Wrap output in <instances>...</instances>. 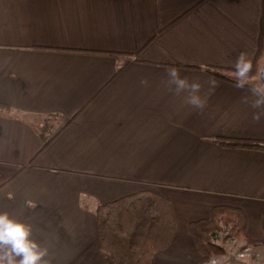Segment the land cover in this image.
<instances>
[{"label": "crops", "instance_id": "crops-1", "mask_svg": "<svg viewBox=\"0 0 264 264\" xmlns=\"http://www.w3.org/2000/svg\"><path fill=\"white\" fill-rule=\"evenodd\" d=\"M262 13V0H0V212L32 226L51 264H115L96 207L153 190L176 230L152 264H201L189 225L222 205L243 211L245 238L224 230L236 243L203 264H264V150L216 141L264 142L232 78L239 52L256 61ZM169 66L201 83L203 111L168 91Z\"/></svg>", "mask_w": 264, "mask_h": 264}, {"label": "trees", "instance_id": "trees-1", "mask_svg": "<svg viewBox=\"0 0 264 264\" xmlns=\"http://www.w3.org/2000/svg\"><path fill=\"white\" fill-rule=\"evenodd\" d=\"M258 54L253 73L259 67L264 52V0ZM220 78H228L223 69L205 67ZM53 139L47 138L41 151ZM223 146L264 150V142L217 138ZM99 247L107 252L115 264H152L154 255L167 248L176 230V219L171 202L165 195L142 190L96 207ZM200 250L199 263L209 262L213 256L223 255L228 248L218 241L226 229L238 239L245 238V217L242 210L230 206H215L208 218L189 225Z\"/></svg>", "mask_w": 264, "mask_h": 264}, {"label": "clouds", "instance_id": "clouds-1", "mask_svg": "<svg viewBox=\"0 0 264 264\" xmlns=\"http://www.w3.org/2000/svg\"><path fill=\"white\" fill-rule=\"evenodd\" d=\"M232 78L234 87L239 90L247 89V94L242 96V102L252 110V120L260 123L264 120V67H256L253 73V60L246 51L239 52L233 62ZM166 83L168 91L176 96L183 94L184 103L194 110L203 111L207 106L208 98L202 97V88L198 80H189L182 76L180 70L175 66L167 68ZM140 84L149 86L147 78H142ZM212 88L218 86L215 78L210 79ZM32 226L22 220L13 217L8 212H0V264H51L46 259L48 248L33 238Z\"/></svg>", "mask_w": 264, "mask_h": 264}, {"label": "built area", "instance_id": "built-area-1", "mask_svg": "<svg viewBox=\"0 0 264 264\" xmlns=\"http://www.w3.org/2000/svg\"><path fill=\"white\" fill-rule=\"evenodd\" d=\"M225 234L227 235V237L225 238L227 243H230V244H235L236 243V241H237L236 238L233 237L232 235H230V232L228 230L226 231ZM250 250H251L250 247H244L242 249L236 250V254H237L238 257L249 256L251 254Z\"/></svg>", "mask_w": 264, "mask_h": 264}, {"label": "rangeland", "instance_id": "rangeland-1", "mask_svg": "<svg viewBox=\"0 0 264 264\" xmlns=\"http://www.w3.org/2000/svg\"><path fill=\"white\" fill-rule=\"evenodd\" d=\"M261 64L264 66V58H263ZM218 241H219L220 243H223V244H224V242L226 241V239H225V234H224V233L219 235V237H218ZM233 248H234V247H233ZM236 248H239V244L235 246V249H236Z\"/></svg>", "mask_w": 264, "mask_h": 264}]
</instances>
